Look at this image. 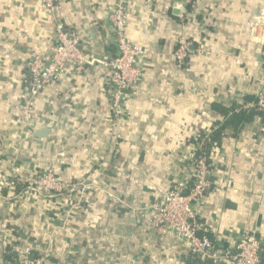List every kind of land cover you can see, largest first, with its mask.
I'll return each mask as SVG.
<instances>
[{
	"label": "crops",
	"instance_id": "obj_1",
	"mask_svg": "<svg viewBox=\"0 0 264 264\" xmlns=\"http://www.w3.org/2000/svg\"><path fill=\"white\" fill-rule=\"evenodd\" d=\"M55 3L52 12L41 0H0V264H14L15 244L43 264H199L189 242L156 230L153 206L191 183L194 137L220 127L218 108L264 93V0ZM120 5L145 54L142 80L116 113L100 61L118 55L109 17ZM60 23L79 32L91 60L37 97L35 130L46 134L32 137L20 109L25 71L34 54L49 56ZM182 37L191 42L185 67L174 56ZM212 166L213 187L195 205L202 233L229 251L255 232L264 250V119L226 138ZM48 171L88 185L70 214L67 196L18 185Z\"/></svg>",
	"mask_w": 264,
	"mask_h": 264
},
{
	"label": "built area",
	"instance_id": "obj_2",
	"mask_svg": "<svg viewBox=\"0 0 264 264\" xmlns=\"http://www.w3.org/2000/svg\"><path fill=\"white\" fill-rule=\"evenodd\" d=\"M46 9L57 11L56 0H41ZM116 32L118 55L100 63L107 68V78L114 89L113 107L119 113L124 97L137 90L142 73L139 61L145 54L139 46L132 44L127 34V16L123 5L117 6L109 17ZM191 42L182 37L178 41L174 56L180 67H185L190 55ZM91 57L81 48V37L74 29L65 30L60 23L57 27L56 40L49 56L34 54L27 63L25 82L27 95L20 106L22 118L34 133L36 122L33 116V104L37 97L50 85L61 81L68 69L80 73ZM93 60V59H92ZM244 108L264 110V93L259 95L257 103H247ZM218 129V128H216ZM35 130V131H34ZM212 131H209V133ZM201 138L197 133L194 139ZM205 139L195 144V152L190 160L193 177L190 184L174 185L161 203L153 206L152 224L159 233L170 232L177 238L190 243L189 255L200 258L209 264H264L263 248L255 232L245 231L234 250L220 251L211 239L203 234L195 205L202 202L210 193L212 163L207 157H197ZM18 182L39 190L44 196L65 195L69 198L68 214L79 208L85 198L88 185L61 180L53 171L18 179ZM14 255L21 257L19 264H43L46 256L35 259L32 249L15 244L11 246Z\"/></svg>",
	"mask_w": 264,
	"mask_h": 264
},
{
	"label": "trees",
	"instance_id": "obj_3",
	"mask_svg": "<svg viewBox=\"0 0 264 264\" xmlns=\"http://www.w3.org/2000/svg\"><path fill=\"white\" fill-rule=\"evenodd\" d=\"M254 98H248V101L253 100ZM219 111L223 114L224 121L220 123L218 126H220L217 130L212 131L209 133V131H201V138L198 140L194 139L193 143L194 145L197 143H201V140L204 138L205 143L201 147L200 150L197 151L196 155L197 157L205 156L207 157L208 161L212 163V156L216 152L217 149L221 148L223 145V142L228 138L229 136L238 135L242 127H244L246 124L254 121L257 118H263L264 119V110H260L258 108H252V109H245L242 106H234L231 108H218ZM21 189H24L27 185L20 184ZM20 190V189H19ZM9 254L12 257V262L14 264H19L21 261V257L14 255V253L9 249ZM263 256H264V250H263ZM195 258L199 264H209L207 262H203L200 258L192 256Z\"/></svg>",
	"mask_w": 264,
	"mask_h": 264
},
{
	"label": "water",
	"instance_id": "obj_4",
	"mask_svg": "<svg viewBox=\"0 0 264 264\" xmlns=\"http://www.w3.org/2000/svg\"><path fill=\"white\" fill-rule=\"evenodd\" d=\"M45 134H46V131L36 130L32 137H41V136H44Z\"/></svg>",
	"mask_w": 264,
	"mask_h": 264
}]
</instances>
